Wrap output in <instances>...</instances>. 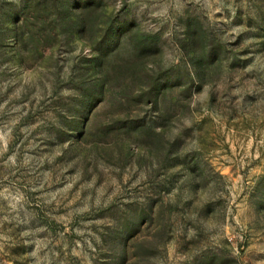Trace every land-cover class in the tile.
<instances>
[{"label": "rangeland", "instance_id": "374dc122", "mask_svg": "<svg viewBox=\"0 0 264 264\" xmlns=\"http://www.w3.org/2000/svg\"><path fill=\"white\" fill-rule=\"evenodd\" d=\"M0 264H264V0H0Z\"/></svg>", "mask_w": 264, "mask_h": 264}]
</instances>
